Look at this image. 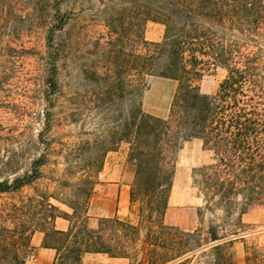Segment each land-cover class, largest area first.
<instances>
[{
    "label": "trees",
    "instance_id": "1",
    "mask_svg": "<svg viewBox=\"0 0 264 264\" xmlns=\"http://www.w3.org/2000/svg\"><path fill=\"white\" fill-rule=\"evenodd\" d=\"M28 1L29 20L45 28L48 107L36 141L44 149L31 157L21 174L14 161L0 157V196L43 177L40 168L48 162L46 133L53 123L50 109L61 90L57 62L67 57L71 47L65 29L90 2ZM0 4L9 5L8 0ZM148 21L163 26L159 42L144 39ZM103 26L113 36L103 52V75L84 78L103 103V140L90 147L91 159H81L83 165L69 164L65 177L55 180L67 192L61 201L46 193L29 198L31 223L17 239L4 225L10 214L0 209V264H25L32 250L30 234L35 231L43 235L41 247L54 251L52 264H81L86 254L137 259V264H188V256L202 248L209 251L205 264H234L228 251L246 235L242 216L254 206L264 207V0H103ZM208 64L226 70L213 95L202 94L198 86ZM149 78L176 83L166 118L142 110ZM1 79L0 75V86ZM193 139L212 155L210 164L192 174L203 202L196 210L199 222L208 215L202 239L198 228L182 232L163 224L175 153ZM2 141L0 135V151ZM121 143L128 146L127 158L135 168L129 202L138 204V222L114 216L100 218L96 228H90L86 220L93 174ZM80 170L84 174L77 176ZM52 201L65 205L70 213ZM57 219L67 221L68 229H57ZM244 254V264H264L260 247H246Z\"/></svg>",
    "mask_w": 264,
    "mask_h": 264
},
{
    "label": "rangeland",
    "instance_id": "2",
    "mask_svg": "<svg viewBox=\"0 0 264 264\" xmlns=\"http://www.w3.org/2000/svg\"><path fill=\"white\" fill-rule=\"evenodd\" d=\"M8 4L11 8L9 5L7 7L0 4V75L3 81L0 86V135L3 137L0 157L10 162L14 161L13 165L19 167L21 174L28 169L31 157L43 153L44 149V146L37 145L36 141L38 133L44 129L42 113L48 107L44 85L45 28L43 23L35 27V23L29 20L27 13L31 1L8 0ZM86 5V12L70 20L65 29L71 47L67 57L60 58L57 62V78L61 90L50 109L53 123L51 130L46 133V138L49 139L48 162L40 168L43 177L18 192L0 196V209L10 214L4 225L12 231V237L15 239L31 223L27 219L30 210L29 198H37L46 193L52 194L61 201L62 195L67 192L59 188L55 180L65 177L69 164L76 162L83 165L81 159H91L90 147L95 142L103 140V103L97 101L98 91L90 88L88 86L90 82L84 81V78H90L92 74L103 75L105 66L103 52L108 49L107 42L113 36L109 35L103 26V0H90ZM163 30L162 25L148 21L144 26V39L148 42H159ZM225 75L224 67L205 65L198 82L200 92L213 95ZM175 89L174 81L149 78L147 89L141 97L143 112L156 118H166ZM127 157L128 146L121 143L115 151L107 153L102 159L100 172L93 174L94 189L87 207L88 227L96 228L100 218L114 216L137 224L138 204L131 206L129 197L128 203L124 206V213L114 214L118 202L116 188H109L107 185L119 182L106 181L111 169L121 170L125 166L132 168L134 177L135 168ZM211 162V153L203 150L199 140L193 139L181 144L174 157L169 194L173 206L169 219L171 222L178 220L183 226L180 228L165 224L163 218L165 226L177 228L182 232H192L198 228L199 238L206 236L208 215L199 222L196 210L203 205V202L193 187L192 174L195 169ZM81 169H84V166ZM81 171L83 170L76 175L84 174ZM52 202L61 211L70 213L65 205ZM241 220L246 225V235L243 236V240L234 242L228 251L234 264H244L246 247L256 245L264 251V207L254 206L242 216ZM224 229L229 230V227ZM144 231L141 232V239ZM35 233L40 232L31 233L30 240ZM200 242L203 243L202 240ZM140 247L139 242L135 249L139 250ZM29 251V258L24 259L25 264L32 259L33 248ZM130 253L132 254L133 251ZM90 255L92 254H86L83 258ZM207 255H209L207 249L195 251L188 256V264H205L209 261ZM103 257L108 258L105 255ZM121 260L126 264H137V259Z\"/></svg>",
    "mask_w": 264,
    "mask_h": 264
},
{
    "label": "crops",
    "instance_id": "3",
    "mask_svg": "<svg viewBox=\"0 0 264 264\" xmlns=\"http://www.w3.org/2000/svg\"><path fill=\"white\" fill-rule=\"evenodd\" d=\"M110 171V170H109ZM109 173V178L106 181L111 180L114 184H108L107 187H115L117 193L116 197L118 199L117 202V210L114 214L120 215L124 213V206L128 203L129 197V188L133 179V170L129 166L122 167L121 170H116V168L111 169ZM111 177V178H110ZM108 196V195H105ZM172 202L171 198L168 199L167 209L164 215V223L169 225H174L182 228V223L178 220L173 222L169 219V213L172 210ZM56 228L62 231L68 229V222L62 219H57L55 222ZM43 235L41 233H35L31 240L30 245L33 248L32 259L28 261L26 264H52L54 260L55 253L51 249H45L41 247ZM121 259L115 258H105L103 255L96 254L90 255L89 257L83 258L81 264H126Z\"/></svg>",
    "mask_w": 264,
    "mask_h": 264
}]
</instances>
